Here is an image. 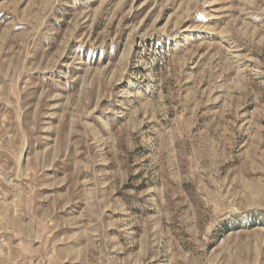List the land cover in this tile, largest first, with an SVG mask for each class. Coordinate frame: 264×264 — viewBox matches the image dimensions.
Wrapping results in <instances>:
<instances>
[{"label":"rangeland","instance_id":"obj_1","mask_svg":"<svg viewBox=\"0 0 264 264\" xmlns=\"http://www.w3.org/2000/svg\"><path fill=\"white\" fill-rule=\"evenodd\" d=\"M0 264H264V0H0Z\"/></svg>","mask_w":264,"mask_h":264}]
</instances>
